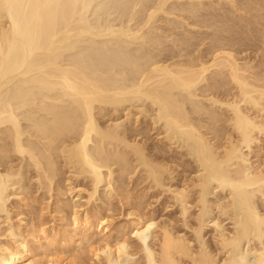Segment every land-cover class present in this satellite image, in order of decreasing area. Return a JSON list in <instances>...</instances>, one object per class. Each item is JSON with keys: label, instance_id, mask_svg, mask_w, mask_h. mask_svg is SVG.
Returning a JSON list of instances; mask_svg holds the SVG:
<instances>
[{"label": "bare ground", "instance_id": "6f19581e", "mask_svg": "<svg viewBox=\"0 0 264 264\" xmlns=\"http://www.w3.org/2000/svg\"><path fill=\"white\" fill-rule=\"evenodd\" d=\"M151 1L152 0H150V2L149 0H136L134 2H137L135 4L136 6L140 5L138 8H140L139 10L142 12L140 11L141 14L139 13V16L141 17L142 15V18L144 19L143 22H140L142 19L138 21L140 23L136 30L134 28L133 31L131 30V27L130 29L126 27L123 29L124 31L119 29L120 32H116L115 29L113 30L111 28L112 31L109 28L110 30L107 29L105 32L106 34L108 33L107 36L110 37L115 35L118 39L126 38L122 40L124 42L126 40L127 43L130 39L132 42L134 40V42H138V47L139 43L143 45L145 44L144 46H140L142 48L149 45L151 47H149L150 49L148 50L150 52L147 51L148 53L145 52V54H142L143 56L139 57L137 56V51H134L135 53L133 52L132 47H130L132 51L126 49V51H123V49L122 54L118 52L121 56L116 54V60L118 58L117 61L120 62V57L121 63L128 68L127 71L130 70L129 72L131 74L130 75L126 72L128 73L129 80L125 78L126 81H122L121 83L118 79L122 76L116 78L115 75L117 74L113 75L114 77L111 75L115 72L114 68L113 72L112 70L110 71L112 72L111 74H107V68L109 69L111 67L109 65L110 63L108 64L109 67L108 65L106 68L103 66V59L108 52H105V55L103 53V59H101V56L99 57L100 54L97 56V50L95 49V51L93 46L95 52L92 54H94L95 59L97 58L96 62H98V64H96L94 58L91 59L88 56L86 57L87 53L85 54V51L82 52L81 55H78L81 51H79V49H81L82 46L78 49V45L80 44L79 40L76 41L74 38L85 37L84 40H86V38L88 39V37H86L87 35H90L93 38L96 37V34L100 35L99 37L105 36V33H96L97 31L92 32L90 28H86L88 25L85 26V18L86 15L88 16V11L90 10L89 0H0V91L5 85H9V83H11L12 80L14 81L15 77L19 75L24 77L33 75L30 80L28 79V82L20 83L21 87L18 86L16 93L14 90V94H11L15 96L14 99L17 100V103L18 99L21 100L19 104L16 103L19 106H12L10 104L4 106L3 104L0 105V127L3 125L5 126V124L12 126V132L14 131L12 134L15 135V143H13L15 146V153L17 152V154L19 153L20 155L25 154L26 150L22 145L23 143H21L24 131L17 111L26 107H29V109L32 108V106L36 107L35 105L37 104L40 105L37 107L40 109L38 110L41 113H44V117L40 116L38 117L39 119H35L34 116L37 114L32 118L31 113V117L24 118L30 123V126L28 125L27 127L29 128L27 129L33 131L32 133H34V137H38L36 139L43 141L40 142L43 143L44 153L41 152V157L39 156L40 158H38V155L32 156L34 160L38 159V163L35 160L37 166L41 167L42 163L40 160L46 158L48 161L46 172L48 171L51 175H55V170L57 171L58 169H56V163L58 165L59 163L55 161L57 157H55V159L53 157L55 152H60L58 156H63V159L68 162L67 164L70 165V168L75 170V176H79L80 174H90L91 179L94 178L93 181L95 180L96 185H98L104 181V177L106 176L103 174L104 169L109 170L112 179L114 173L112 168H115L112 166H116L117 160L114 162L116 158L113 159L111 156L105 157L100 161L96 160L89 150L90 143L95 141L94 138L103 142L104 145L107 142H110L111 144H116L117 147L120 146V148L124 147L125 149H130L137 156L136 158L143 162L145 161L146 149H144L143 144H139L140 141L139 143H133L130 140L128 142V138L130 137L126 139L124 134L123 136L122 134L120 135L121 127L118 126L119 124L117 126H106L105 128L100 127L97 119V117L99 118V115L97 116V111L104 112V109L108 107L119 109V107H122L127 102H133L135 99L138 101L140 100V102L141 100H146V102L150 101L152 106L157 110L158 122H164L165 127L163 128H165V130H163L165 132L163 135H165V140H167L171 146L174 144V141H178L179 138L188 143L192 147V154L196 155L200 160L199 163H201L203 169L202 172L205 173V178L203 179V176H200V180L199 178L197 179L198 181L193 180L192 184L184 188L183 192L181 190V194L177 193L178 196L177 194L174 195L175 197H179L175 200L180 202L182 208L181 214L185 217L184 222L186 224L184 223V225L185 227L188 226L190 231L192 230L193 237L188 236L186 232L184 234L179 233L172 227L161 226L160 228L157 226L158 223L156 224L151 220L146 221L139 217V219L136 218L138 221L135 223L136 226L133 231V236L137 239V241H135L138 242V250L140 248L141 251H139L143 253V263L245 264L247 258L243 256L241 252L243 241H247L246 238L250 239L249 235H252V233H254V235L256 234L257 237L259 236L260 239L264 237V215L259 213L256 209L254 204L255 196H253L255 193L252 195L250 192V189L252 188H257L258 190H255L258 192L259 190L264 192V167L259 165L247 169L245 165L247 157H245V154L243 153L244 148H248L249 150L253 144H260L261 137H264V78L263 76H261L262 78L260 76L258 77V74H253V67H251V65L249 66L247 63L243 64L241 62V64L235 55L236 50H234L235 48H233V45L235 47V44L240 41V39L237 40L234 38L237 27L228 28V26L231 25L229 24V18L218 14V12L220 13L218 6L221 5L222 1H225L228 4L229 0H218V3L215 0V3H217L216 6L219 10H210L209 13L211 14L207 12L212 6H207L203 2L204 0H188L190 4L187 5L189 6H176L177 8L173 9L177 12H185L189 16L188 20H193V23L190 21L192 24L187 23L188 25L186 24V27L206 28L207 31H211L210 33H207L205 30L203 33L206 32L207 34H202L200 33L201 31L195 33L192 29L191 32L188 31L187 28L184 30L183 27L184 34L181 36L179 33L180 39L174 40V38H171V41L174 40V47H177V49L179 48V52H176L174 47L170 48L172 46H165V42H162L163 36L158 35L160 38L153 37L155 35H153L152 32L150 33H152L153 36L151 34V36L147 35L149 34L150 26H152L150 24H155L160 13L173 15L175 12L171 10L173 13H169L168 10H165L170 0H158V3L155 2L156 5L158 4L157 7L153 6L155 4H151ZM154 1L157 0H153V2ZM177 1L181 2V0ZM235 1L236 0H231L229 4L232 6ZM185 2H187V0ZM253 2L254 4H241V7L243 6V8H240L239 10L243 9V11L249 13L254 19H257V21L258 19H260V21L262 20L263 22L261 24L264 27V0H258L257 3L255 1ZM147 3H150L154 9L151 5H149V8L145 6L148 5ZM236 3L238 4V1H236ZM128 5L130 6V3ZM123 6L125 7L126 4ZM206 8H208L207 11L205 10ZM138 12L139 11H137V13ZM246 12H243L242 14ZM227 13L229 14V12ZM174 15L176 16V14ZM166 17L168 16L166 15ZM185 17H183L182 20L186 23L188 20H185ZM132 19L134 21V18ZM177 20L179 21V17ZM244 20L246 21L247 19ZM244 20L241 19L239 22L244 24ZM165 21L167 24V20ZM172 23L171 26H174L173 28L175 30L177 22ZM226 24H229L227 28ZM183 25H181V27ZM257 26L261 27L259 25ZM177 27L180 28V26ZM145 28H148V32H144V30H146ZM174 30L171 31L172 35L170 36L175 35L178 37L174 34ZM158 31L154 34H157ZM232 31L235 32L233 35H231ZM162 34L165 35L166 33ZM261 35L263 44L264 31H262ZM170 36L167 34V37L170 38ZM236 36H240V34ZM167 37L165 38L164 36L165 39H167ZM202 38L204 41H206L205 38L211 40L209 44L210 46H208L209 49H207L206 52H204V50L200 51L198 56H196L198 54L197 52L194 57V55H192L194 51L191 50L192 52H190L189 50L190 48H193V46L198 47L199 44L201 46V43L197 45V41L195 40H198L199 42V39ZM243 39L245 38L243 37ZM194 41L196 45L194 44ZM124 42L122 43L123 45ZM113 44H116V42ZM91 45L90 48H92ZM181 45L184 47L180 48ZM152 46L155 48V52H157L156 54H154L155 52L153 51L154 48ZM115 47L117 49L119 46H114V48ZM96 48L98 47L96 46ZM99 48H101V46ZM125 48H127V46ZM76 49L79 51L77 54L74 53L76 52ZM136 49L138 48L136 47ZM82 50H84V48H82ZM91 52L93 51L91 50ZM67 53H73L76 57L72 55L71 58L69 55V59ZM139 54L141 55V52H139ZM207 56H209V58L211 56L210 60H208L209 58H206ZM141 57L143 58L141 59ZM98 58L100 60H98ZM109 58L112 59L111 56ZM115 58L114 60L112 59L113 61L111 60L112 63L114 61L116 63ZM65 60L68 62L66 63ZM92 61L97 66L104 67L107 71L104 68H98L92 63ZM141 61H145V63L143 62L142 64ZM108 62H106V64ZM114 67L119 66L116 65ZM98 69L105 71L101 72L100 70L98 71ZM210 74L215 76L210 79ZM126 75L123 74V76ZM123 78L121 80H124ZM37 97H39V100L41 97V104L38 103L39 100ZM15 100L13 103H15ZM62 104L68 105V107H66L67 111H64L66 109L63 111L61 110L63 109ZM69 108L73 110L75 114L77 113L75 116L78 115V117L74 116L77 120L73 118L74 112H70ZM155 108L153 109L155 110ZM142 112L143 111H139L140 114ZM154 121L157 122V120ZM12 134H10L11 136L9 137H12ZM181 139L180 141L184 142ZM3 150L5 151V149ZM3 153L5 154L7 152ZM190 156L192 157V155ZM122 157V159L118 160L126 162V156L123 155ZM56 160H58V158ZM42 161H44V159ZM179 166L181 165L179 164ZM147 168L150 169L149 167ZM44 170L45 168H43V171ZM150 172H153V176L158 173L159 175L161 174V176H163V173H168V175L172 174L168 162L159 163L152 169V171L150 170ZM156 178L159 177L156 176ZM49 179L51 180L52 177L50 176ZM155 182L157 183V181ZM212 182H215L214 184H217L216 186L218 187H222V189H227V187L231 188L229 196L238 199L240 203V205H238V207L240 206V210H238L243 213V220H241L242 226L239 228L240 230L234 229V232H225L220 222H214L215 224L213 227L216 234L214 235V241H211L213 242V245L205 239L204 235V231L207 228L206 217L211 211L207 202V194L210 192L209 184ZM96 188H98V186H96ZM79 191L81 192L80 189ZM193 191L197 194L195 208L198 209V216L196 225L190 226L191 224L189 225L187 218L189 207L187 208V206ZM2 192L3 191L0 193L1 196ZM94 194H88L90 196L89 200L91 198L93 199ZM0 200H2V197ZM88 204H90V202H88ZM220 207L222 208V206ZM228 208H223L224 210L222 209L225 216L230 212V207ZM89 218L86 213L85 227L91 230L92 225ZM80 220L81 219L78 218V215L73 219V224L78 228L80 226ZM100 225L102 232H105L108 229L103 227L105 225L104 221L101 222ZM151 230L154 231L152 232ZM40 231L41 233L39 232V235H42L43 238L47 240V231L45 229H40ZM150 232H152L153 243L155 242L154 244L151 243L152 245L148 243L149 239L147 237V234ZM23 242L17 240L16 246L14 245L15 247H9L2 244L0 246V264H35V262L31 260L32 250ZM88 242L90 241L88 240ZM103 242L102 246L105 245V241ZM107 242L109 241H106V244ZM117 243L115 249H112V247L108 245L109 243L103 248H96L95 255L98 259L97 261L101 262V260L104 259L106 264H118L123 259L126 261L123 263L136 264L138 260L136 255L138 253L135 251L137 248L133 249V247H131L125 240ZM38 244L36 245L38 246ZM250 246L252 245L250 244ZM248 251L254 254V264H264V251L261 252L257 250V248L252 247H249Z\"/></svg>", "mask_w": 264, "mask_h": 264}, {"label": "rangeland", "instance_id": "374dc122", "mask_svg": "<svg viewBox=\"0 0 264 264\" xmlns=\"http://www.w3.org/2000/svg\"><path fill=\"white\" fill-rule=\"evenodd\" d=\"M125 1L128 3H126ZM135 1L136 0H130V1L129 0H90V10L88 11V16L86 15V18H85V22H86L85 26L88 25L90 27L87 26L86 28H90V30H92V32L97 31L96 33H98V32L105 33L107 31V29H109V28L110 29L112 28L113 30L115 29L116 32L117 31L120 32L121 29H122V31H124L123 29L126 27H128V29H130V27H131V30H133L135 28V30H136L137 26H139V23L143 22L144 19L142 18V15H141V17L139 16V13L141 14L142 11L139 10L140 8H138L140 5L139 6L135 5L137 3V2L134 3ZM172 1L170 0L168 2V4H167L168 6H166L165 10H168L169 13H173L175 11L173 13V15L160 13L157 17L158 18L157 21L156 20H155L156 22L154 21L155 26L152 23L150 24V25H152V26H150L151 31L149 30V34H147V35L151 36L152 33H153V35H155V36L152 35L153 37H159L158 35H161V36H163L162 42L163 43L165 42L164 45L165 46L169 45V47L172 46L170 48H173L175 46V45H173V41L175 39L176 40L180 39V34L182 36V34H184V30H186V28L188 29V31H191V32H192V30L195 31V33L201 31L200 33L207 34L209 32V30L207 31L206 28L201 29L199 27H197V28L190 27V26L186 27V24L190 23V21L193 23V20L190 19V21H189L188 20L189 16L185 12L181 13V12H177L176 10H173L174 8H177L176 6H178V7L189 6V5H187V4H190V2L188 0H187V2H185L186 0L185 1L181 0V2L179 1L180 3L177 0H172ZM216 1H217V3L219 2L218 0H216ZM216 1L215 0H209V1L204 0L203 1L207 6H212L208 10L207 13H209L210 10L216 11L215 9H217V10L220 9V13L217 11L218 14H220L222 16H227L230 20L229 24H231V25L228 24L229 25L228 26L226 24V28H227V26H228V28L237 27L236 31H235L236 33L232 31L231 35H233V33H235L234 38L237 40L240 39V41L238 42L240 45L238 43L235 44V47L233 45V48H235L234 50H236L235 55H236L238 61L240 63L242 62L243 64L247 63V64H249V66L251 65V67H253L252 70L254 69L252 71V73L253 74L255 73V75L258 74L257 75L258 77L263 76V78H264V42L262 44V40H261L262 39L261 33H262V31H264L263 30L264 27L261 24L263 21L262 20L260 21V19H258V21H257V19H254L249 13H247L246 11H243V9H241L242 12H241V10H239L240 8H243V6L241 7V4L242 5H245L243 3L254 4L253 1H255L257 3L258 0H244V1L243 0H241V1L236 0V1H238V4L235 1L234 5H232V6H231V4H229V2L231 0L228 1V4H227V2L222 1L221 5L218 6L219 9L216 6V4H217V3H215ZM91 2H92V4H91ZM120 2H122V3H120ZM149 2H150V0H149ZM151 2H152L151 4H155L153 6L157 7L158 4L156 5V3H158L159 1L157 0V1L153 2V0H152ZM129 3H130V6L128 5ZM125 4H126V6L128 5L127 6L128 8L126 6L125 7L123 6ZM151 4L149 3L148 5H145V6H147L149 8L150 7L149 5H151ZM173 6H175V7H173ZM220 6H221V8H220ZM233 6H235V7H233ZM153 9H154V7H153ZM207 9L208 8H206L205 10L207 11ZM237 9H238V12H237ZM171 10L173 12H171ZM137 11H139V12L137 13ZM230 11H232V12H230ZM227 12H229V14ZM243 12H246V13L242 14ZM174 14H176V16ZM209 14H211V13H209ZM166 15L168 17H166ZM172 16H174V17H172ZM250 16H251V18H250ZM178 17H179V21L177 20ZM183 17H185V20H188L186 23L182 20ZM132 18H134V21ZM168 18H171V19H168ZM243 18L247 19V20L245 21ZM249 18H250V20H249ZM131 19H132V21H131ZM141 19H142V21L138 22ZM164 19L167 20L168 25L166 24V21ZM241 19L244 20L243 22L246 25H244L242 22H239V21H241ZM231 21H232V23H231ZM87 22H88V24H87ZM172 22H175V23L177 22L176 24H177V26H180V28L175 26L176 28L174 30V28H173L174 26H171ZM180 22H184V23H180ZM192 23H190V24H192ZM255 23L261 27H258ZM156 24H157V26H156ZM242 24L245 28L242 26ZM181 25H183V26L181 27ZM255 25L257 28L255 27ZM221 26H222V24H221ZM231 26H233V27H231ZM246 26L249 28V30ZM154 27L155 28L157 27V28L155 29ZM183 27H184V30H183ZM148 28H149V26H148ZM148 28H145L146 30H144V32H146V31L148 32ZM151 28L152 29L154 28V29L152 30ZM172 29L175 31L174 34H176L178 37H176L175 35L170 36V35H172V32H171V31H173ZM125 30H127V29H125ZM205 30L207 31V33L206 32L203 33ZM156 31H158L157 34H154V33H156ZM182 31H183V33H182ZM246 31H248V32H246ZM116 32H115V34H116ZM150 32H152V33H150ZM162 33H164V34L166 33V34L163 35ZM237 33L240 34V36H236V35H238ZM93 34H95V33H93ZM107 34L105 33L104 34L105 36H102V37H99L100 35L96 34V37H94V38L91 37L90 35H87L86 37H88V39L86 38V40L87 41L89 40L88 42L86 40H84L85 37L84 38H79V37L74 38V40H76V41L79 40L80 44L79 43L78 44L80 46L78 45V49H79V47L82 46L81 49H79V51L80 50L81 51H80V54H78V55H81V53L85 51V54L87 53L86 57L88 56L91 59H93V58L95 59L94 54H92V53H94L97 50L96 51L97 56L100 54L99 57L101 56L100 58L103 59V57H102L103 53L105 55V52H108V53H106L105 58L103 59L104 60L103 66H105V68H106L107 65L110 63L109 65L111 67L109 69L107 68V70L109 72L111 70H112V72L115 70V72L109 73L104 67L103 68L107 71V74L112 73L111 74L112 76L117 74V75H115L116 78L118 76L119 77L122 76L120 79H118L119 82L122 83V81H126V79L129 80L128 73L130 74V72H129L130 70L127 71L128 68H126L124 66V64L121 63L120 57H119L120 62L117 61L118 58L116 60V58H115L116 54L118 56H121L120 53L122 54L123 51H126V50L132 51L133 50V52L137 51L136 53H138L137 56L139 57V56H143L142 54H145V52H147L151 47H150V45L147 46L148 48L145 46L144 47L145 49H144V48L140 47L143 44L139 43V47H138V45H137L138 42L136 43V41L134 42V40L132 42V41H130L131 40L130 39V40H128V43H127L126 40H125V42L123 41L126 38L118 39V37H116L115 35L110 37V36H107ZM167 34H168V36H170V38L167 37ZM202 34H200V35H202ZM243 34H245V35H243ZM253 34H254V37H253ZM255 34H256V36H255ZM97 35H98V37H97ZM200 35H198V36H200ZM164 36H165V38L167 37V39H165ZM243 37L245 39H243ZM171 38L172 39L174 38V40L171 41L172 40ZM118 40H120V41H118ZM205 40L206 41H204L203 38L199 39V42H198V40H195L198 42V43L196 42V44L198 45L199 43H201V46L199 44L198 47L193 46L194 49L190 48V50H189L190 52L194 51L192 54V55H194V57L197 54V52H198V54L196 56L199 55L200 51L204 50V52H206L207 49H209L208 46H210L209 44H210L211 40L210 39L208 40L207 38H205ZM244 40H245V42H244ZM195 41H194V44H195ZM93 42H94V45H93ZM115 42H116V44H113ZM123 42H124V45L122 44ZM139 42H141V41H139ZM241 42H242V45H241ZM83 43H84V45H83ZM118 43H119V45H118ZM131 43L133 46L131 45ZM89 44L90 45L92 44L91 45L92 48H90ZM100 44H102V45H100ZM93 46H94V50L96 49L95 51L93 50ZM96 46L98 48H96ZM100 46H101V48H99ZM114 46H119V47H117V49H116V47L114 48ZM126 46H127V48H125ZM128 46H129V49H128ZM130 47H132V50ZM136 47L140 51L138 49H136ZM183 47L184 46L181 45L180 48H183ZM82 48H84V50H82ZM88 48L91 49L93 52H91V50H89ZM103 48H105V49H103ZM78 49H76V52H74V51L73 52L76 54L79 53V51H77ZM174 49L176 50V52H179V50H178L179 48L177 49V47L176 48L174 47ZM86 51H89V52H86ZM153 51L155 52V48ZM153 51H151V52H153ZM90 52H91V54H90ZM118 52H120V53H118ZM139 52H141V55L139 54ZM148 52H150V51H148ZM88 53H89V55H88ZM110 53H112L113 55L115 54L114 58L116 60V63H115V61L112 63L114 58H113V55ZM156 53L157 52H155L154 54H156ZM67 55L70 59V56L72 58V55H74V54L73 53H71V54L67 53ZM74 56L76 57V55H74ZM110 56L113 60L109 58ZM67 58H65V59L68 60ZM142 58L143 57H141V59ZM206 58L208 59L209 56H207ZM206 58H205V60H206ZM210 58H211V56H210ZM210 58L208 60H210ZM96 59H95V62H96ZM66 60H65V62H66ZM98 60H100V59L98 58ZM106 62H108V63L106 64ZM143 62L145 63V61H143ZM143 62H142V64H143ZM92 63L94 65L98 64V62H96V64H95L93 61H92ZM114 63L116 65H118L119 67H114V66H116ZM111 64H114V65H111ZM109 65H108V67H109ZM97 67L103 69L102 66L99 67V65H98ZM121 67H122V69H121ZM113 68H114V70H113ZM101 69H98V71L99 70L101 71ZM105 70H103V71H105ZM103 71H101V72H103ZM126 72H128V73H126ZM123 74H125V75L127 74L126 75L127 77L123 76ZM32 76L30 75V76L24 77L22 75H19V76L15 77L14 81L12 80L11 83H9V85L8 84L5 85V87H3V89H1V91H0V105L3 104V106H4V105L10 104L12 106L13 105L19 106L17 104H19V102L21 100L18 99V103H17V100L14 99L15 96L11 95V94H14V90L16 93V89L18 88V86L21 87V84L23 82H28ZM214 76L215 75L210 74L209 78L211 79V77L213 78ZM122 78L124 80H121ZM10 98H12V99H10ZM37 98L39 100V97H37ZM14 100H15V103H13ZM135 100H133V102L132 101L127 102L125 104L126 106L125 105L122 106L125 108L119 107V109H117L114 107H110V108L108 107V108L104 109V112H100L98 110L97 116L99 115V118L97 117V119L99 121L98 122L99 126L102 128H105L106 126L107 127L114 126V125L117 126L119 124L118 126L121 127V128L119 127L121 129L120 135L122 134V136H123V134H124V137L126 139L128 137H130V138H128V142H129V140L133 143L134 142L139 143V141H140L139 144H141V145L143 144L144 149H146V151H145L146 155H145V161H144L146 164L143 161L138 160V158H136L137 156L130 149L128 150L127 148L125 149L124 147L120 148V146L117 147L116 144H111L110 142H107L104 145L103 142H100V140H98L97 138H94L95 141L93 143H90L89 150L91 151V154L93 155V157L96 160L100 161V160H103L105 157H108V156L113 157V159L116 158L114 160V162L117 160L116 161L117 167L114 165L112 167H115V168L111 167L112 171H114V173L112 175L113 176L112 179L110 177L109 170L104 169L103 174L106 176L104 177V181L98 185H96L95 180L93 181L94 178L91 179L90 174H89L90 176L86 174L88 177L85 174H80L79 176H75L76 175V173H74L75 170L70 168V165L67 164L68 162L65 161V159H63V156L61 157V155H59L62 159L58 156V154H60V152L59 153L55 152L54 157H53L54 159H55V157H57L59 160V161L56 160L57 158L55 159V161L59 163V165L56 163V166H57L56 169L57 168L58 169H57V171L55 170V175L54 174L51 175L48 171L46 172V170H47L46 166L48 163L46 158H43L44 161H42L43 159H41V160L39 159L42 163L41 164L42 168L40 166H37V163H38L37 160L38 159H35L37 161V163H36V161L33 159L32 156L38 155V158H40L41 152L44 153V146L42 145L43 143H41L43 141H41L40 139H36L38 137H36V136L34 137V133H32L33 131L30 129L29 130L27 129V128H29L27 126L28 125L30 126V123L27 122L24 118L25 117H31V113H32V118L35 117V119H39L38 117H40V116L44 117L45 116L44 113L43 112L41 113L39 111L40 109L38 107L40 105L37 104V105H35L36 107L32 106V108H30V109H29V107H26L28 109L22 108L21 110L17 111V114L19 115V118L21 119V122H22L21 125L23 126V131H24L23 132L24 135L22 136V140H21L22 142L21 143H23L22 145L26 150L25 154L20 155L19 153L17 154V152L15 153V146L13 144V143H15V141H14L15 135L12 134L14 132V131L12 132V130H13V128H11L12 126L9 124H5V126L3 125L0 127V152L2 153V154L0 153V158H1L0 159L1 160L0 165H2V166H0V182H1L0 183V193H1V191H3L2 196L0 194V199L2 197V200H0V212H1V214H0V246L3 244L5 246L15 247L17 240H19L21 242L25 241L23 243L24 244L26 243V245H28V247L32 250L31 260L33 262H35V264H51V263H53V264H106L104 262L103 258H102L103 260H101V262L97 261L98 259L95 255L96 254L95 253L96 248H101V247L103 248L104 246H106L109 243L108 245H110L112 247V249H115V246L118 244L117 242H122L125 240V241H127V243L131 247H133V249H136L139 245H138V242H136L137 239L134 238V236H133L134 235L133 231H134V228L136 226L135 223H137L136 221H138L136 218H138V217L142 218L146 221L151 220V221L155 222L156 224L158 223L157 226L160 228H161V226L172 227L175 231H177L179 233L184 234L186 232V234H188V236L193 237V234L191 232L192 230L190 231V228L188 226L185 227V225H184L185 217L181 214L182 208L180 206V202H178V200H175V199L179 198L177 196H178V194H181L180 193L181 190L183 192L184 188H186L187 186H190L192 184L193 180L198 181L197 179L199 178V180H200L202 176H203V179L205 178V173L202 172L203 169L201 167V163H199L200 160L196 155L192 154L193 153L192 147L188 143H186L183 139L179 138L178 141L177 140L174 141V144H172V146L168 143L167 140H165V135H163L165 132L164 131L165 128H163V127H165L164 122L163 121L158 122L157 110L154 106H152L150 101L146 102V100H144V101L141 100V102H140V100L139 101L137 99H135ZM40 101H41V97H40V100L38 102L39 104H41ZM49 103H51V102H49ZM66 107H68V105L64 104L63 109H61V110L63 111L64 109H66L64 111H67ZM36 108H37V110H36ZM153 108H155V110ZM189 108H190V106H189ZM38 111H39V114H38ZM69 111L74 112L70 108H69ZM139 111L140 112L143 111L142 112L143 115H142V113L140 114ZM35 114H37V115H35ZM73 114H74L73 118L78 117V115L75 116L77 113L75 114V112H74ZM100 114L102 115V117ZM138 117H140V118H138ZM75 120H77V118H75ZM154 120H157L158 123ZM100 122H101V124H100ZM25 127H26V129H25ZM10 134H12V137H9V136H11ZM159 134H160V136H159ZM135 136H136V138H135ZM180 139L184 142H181ZM134 140H136V141H134ZM188 146H190V147H188ZM13 147H14V149H13ZM42 148H43V150H42ZM3 149H5V151ZM158 150H159V152H158ZM3 152H7L8 154L7 153L4 154ZM243 153L245 154V157H247L246 158L247 162H245L247 169H251V167H257L259 165H261V167H264L263 166V164H264L263 163L264 162V137H261L260 144H257V145L253 144L249 150H248V148L247 149L244 148ZM3 155H5V156L7 155V156L5 157ZM47 155H48V153H47ZM123 155L126 156L125 157V159H127L126 162L125 161L121 162V160L120 161L118 160V159L124 158V157H122ZM190 155H192V157ZM4 157H5V159H4ZM163 162L169 163L170 168L172 170V174L169 173L171 176L168 175V173L167 174L165 173L166 175L163 173V176H161V174L159 175V173L157 175L153 176V172H150V170L152 171V169L156 165H158L159 163L161 164ZM173 162H175V163H173ZM144 164H145V166H144ZM179 164L181 166H179ZM148 165H150V166H148ZM147 167H149L150 169H148ZM151 167H152V169H151ZM43 168H45L44 171H43ZM48 173H49V175H48ZM50 176L52 177L53 180L49 179ZM156 176H158L159 178H156ZM154 178H156V179H154ZM47 179H49V180H47ZM155 181H157V183ZM159 183H161V184H159ZM212 183L209 184L210 185V188H209L210 192H208V194H207V198H208L207 202H208V205L211 209V211H210L211 214L209 213V215L206 217L207 228L204 231V233H205L204 235H205V239L207 241H209L210 244L213 245V242H211V241H214L213 240L214 235L216 234V232H214V227H213L214 224L220 222L222 225V228L224 229L225 232H234L235 230H240L239 228H241V226H242L241 220H243L242 219L243 213H241L239 211L240 206L238 207V205H240V203H239L238 199H236V198L234 199V198H231L229 196L231 188L227 187V189H225V188L222 189V187L216 186L217 184H214L215 182L213 183V185H212ZM96 186H98V188H96ZM77 189H78V191H77ZM79 189L81 190L82 193L79 191ZM219 189H222V190H219ZM255 189L258 190L257 188L250 189V192L252 195L255 193V195H253V196H255L254 197V201H255L254 204H255L258 212L261 213L262 215H264V192L260 191V190L258 192ZM94 190L96 191V193ZM192 193L193 194H191V199L188 202V206H187V208L189 207L188 208V213H189L188 216L189 217L187 216V218H188L189 225L191 224L190 226L196 225L197 216H198V209L195 208V200L197 198V194L195 191H193ZM88 194L89 195L94 194L93 199L91 198L89 200L90 196ZM176 194H177V196L175 197L174 195H176ZM88 202H90V204H88ZM219 205L222 206V208ZM217 207H218V209H217ZM228 207H230V212L227 214L228 216L227 215L225 216L222 211ZM219 209H221V210H219ZM131 212H132V214H131ZM86 213L88 214V218L90 217L89 221L91 222V225H92L91 230H89L85 227ZM76 215H78V218L81 219L79 228L73 224V219ZM103 221L105 224L103 227L108 228L105 232L103 231L104 233L102 232L101 225H100V223ZM239 223H240V226H239ZM40 229H45L47 231V235H48L47 240H45L42 235H39L41 233ZM152 232L147 234L148 235L147 237L149 239V241L148 240L147 241L150 244L153 243ZM255 235H254V233H252V235L250 234L249 235L250 239L246 238L247 241H243V244L241 245V252H242L243 256H245L247 258L245 264H254V258L255 257H254V254L252 252L248 251L249 247L257 248V250H259L261 252L264 251V237H262V239H260L259 236L257 237V235L256 236ZM88 240L90 242H88ZM103 241H105V245L102 246V244L104 243ZM106 241H109V242H107V244H106ZM34 242L35 243L37 242L36 244L39 243L38 246ZM13 243H15V244H13ZM250 244L252 246H250ZM135 245H136V247H135ZM139 250H140V248H139ZM139 250L137 248L135 251L138 253L136 255V257L138 259L136 264H144L143 263L144 262L143 253L140 252L141 250L140 251ZM250 253H252V254H250ZM102 257H104V256H102ZM123 262H126V261L122 259V261L118 264H126Z\"/></svg>", "mask_w": 264, "mask_h": 264}, {"label": "water", "instance_id": "95a60500", "mask_svg": "<svg viewBox=\"0 0 264 264\" xmlns=\"http://www.w3.org/2000/svg\"><path fill=\"white\" fill-rule=\"evenodd\" d=\"M89 6H90V0H89Z\"/></svg>", "mask_w": 264, "mask_h": 264}]
</instances>
